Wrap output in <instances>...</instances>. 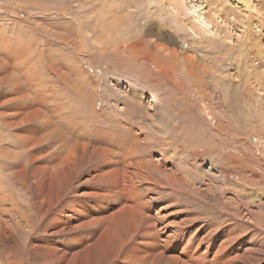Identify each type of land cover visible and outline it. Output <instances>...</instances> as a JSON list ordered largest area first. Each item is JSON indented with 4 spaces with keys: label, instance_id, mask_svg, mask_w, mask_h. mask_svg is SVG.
Segmentation results:
<instances>
[{
    "label": "rangeland",
    "instance_id": "obj_1",
    "mask_svg": "<svg viewBox=\"0 0 264 264\" xmlns=\"http://www.w3.org/2000/svg\"><path fill=\"white\" fill-rule=\"evenodd\" d=\"M245 2L0 0V192L4 183L14 209L40 201L43 214L34 167H57L90 141L117 152L107 171L120 175L114 188L92 182L102 164L79 152L71 181L57 183L44 216L85 209L62 237L84 240L71 255H96L102 242L109 257L93 264H264V0ZM40 105L51 124L27 149L3 122ZM15 165L26 184L11 181ZM8 220L20 243L34 242ZM33 220L38 240L55 232Z\"/></svg>",
    "mask_w": 264,
    "mask_h": 264
},
{
    "label": "bare ground",
    "instance_id": "obj_2",
    "mask_svg": "<svg viewBox=\"0 0 264 264\" xmlns=\"http://www.w3.org/2000/svg\"><path fill=\"white\" fill-rule=\"evenodd\" d=\"M170 1H171L172 5H173L174 9L181 8L182 0H170ZM245 1L246 0H240L242 6L247 8L248 6H247V4H246ZM196 9H198V8H196ZM194 11H195V9H194ZM260 13H257V16H256L259 19L263 17ZM247 14H249L252 19H253V17H255L252 13H247ZM198 15H199V13H198ZM246 20H247V18H246ZM247 21L249 22V18H248ZM248 22H246V23H248ZM259 22H261V21H259ZM4 52L6 53V51H4ZM1 60H0V63H2ZM4 63L6 64V62H4ZM3 68H4V66H3ZM1 81H4V78ZM10 100H11V98H10ZM1 104H2V102L0 101V107H1ZM40 106L41 107L38 110L33 111V112H30V113H24L23 115L21 114L22 112L21 113H15V114L14 113H11L10 114V116L12 118L11 123L10 124H7V118H8V116H7V118L3 122L8 129H12L13 130V129H17L18 128L17 129L18 130V133L20 131L23 132V136L20 133V137H21L20 138L21 139L20 141L22 142V144L24 145V147H26L27 149H28L29 146H31V149H34L36 147H39V146L43 145L44 138L42 136H40V132L42 133V131L40 130V128L38 126H48L49 124H51L50 116H48L49 114H51L50 113V110L47 109V108H45V107L42 108L43 105H40ZM43 109H44V111H43ZM0 118H3V114L2 113H0ZM18 118H20V120H18ZM33 122L36 123V124H34L36 126L31 125ZM52 122H54V121H52ZM29 125H30V127H29ZM52 125H51V130H52V127H53ZM21 127H22V129H20ZM49 129H50V126H49ZM58 131L59 130H57V132ZM60 131H61V129H60ZM44 133H45V131H44ZM18 135L19 134H16L14 136L17 137ZM51 135H53V132H52ZM62 135H64V133L63 134L61 133V136ZM65 135H68V134H65ZM62 137H64V136H62ZM68 137L70 138V136H67V137L65 136V139L68 138ZM68 141H70V140H68ZM71 143L74 144L75 141L74 142L71 141ZM85 143H84V146H82L81 141H80V143H75L74 145H72V147L68 149V152H66L67 153V155H66L67 157H65V158H62L61 157V160H60V163L61 164H59L58 161L57 162L55 161V163L58 164L57 167L54 166V168H53V166H51V165L50 166H48V165L45 166V163L41 164V167H37V166H36V168L34 167V174H32V177H33L32 180H35L36 179V183H35V185H33V188H34L33 195L36 196V197H39V198L44 197L43 200L47 201V204L46 205H47L48 209L45 212H43V214L40 213L39 208H40V206H43L44 204H43V202H40V201L37 202V203H33V204L30 203L31 205H29V207L32 210V212L30 211L31 213L24 212V211L20 210V208L14 209L15 203H11L8 200V199H10L9 198V195H11V194L8 193V189L6 188V186L4 185V183L1 182L2 185H3L4 190H3V192H0L1 193V196H0V198H1L0 199V205H1L0 206V264H86V263L87 264H90L93 260H96V262H100L103 259H108L109 254H110L111 251L110 250H107V249L104 250L105 248L108 247V246H106L107 244L102 247V244L103 243L101 242L102 244L100 243L99 244V247L97 246L98 247L97 254H96L97 256L96 255H92V254H87V251L88 250L84 251L83 252L84 253L83 255L81 253H77V254L71 255L70 250L71 249H74V248H76L78 246H81L83 244L82 241H84V240L80 241L79 238H68V242H66L62 238L63 236H65L66 231L68 230V227H69L68 226V223H69L68 220H70V217L71 216H75V217L82 216V213L85 210L82 206H80V209L79 210L77 208H75V206H72V205H64L65 206L64 208H62V207L59 206L60 208H57V209L55 208V211L57 210V213L54 215V217L47 218L46 216H44L45 214H48L50 210L53 209V204H54L53 201H54V199L52 200V198L54 197L53 195L55 193L59 194V191L62 189V187L60 188V185L66 184L67 181L68 182L71 181V176L75 172V168L78 166V161L83 162V156H81L83 153H84V155H86V153L89 154V151H91L90 153L92 155L89 154V157L95 156L96 159L99 160V162H101V164H102V168L100 170L101 172L98 174L99 176L98 175L95 176L96 178H93L92 179V182H94L96 184H102L103 182H105L107 185H109V186L111 185V188H114L115 186H117V184H116V181L117 180L116 179H119V175H120V173H118L119 170L115 166V168L111 169V171H107V168L110 169V164L111 163L114 162L115 165L117 163H119V161L117 160L118 157L116 159H111V156L114 153H117V152H113L115 150L112 151L109 148H108L109 149L108 150V149H106L107 147H101V146H97V147L95 146L94 147V146H92V144H91L90 141L85 142ZM104 143H106V142H104ZM63 144H65V143H63ZM79 144H80V147H79ZM68 146H69V144H68ZM0 147H1V143H0ZM66 147H67V145L65 146V148ZM1 149H2V147H1ZM60 152H62V151H60ZM79 152L81 153V155H79L81 157H79L78 154H77ZM56 153L57 152H54L53 154H56ZM46 156H43V157L45 158ZM77 156L79 158H77ZM116 156H117V154H116ZM30 159L28 161H30V162L32 161V163H36L37 160H38L36 158H34L32 160H30ZM8 160H10V159L8 158ZM122 160H124V159H122ZM1 163H0V165H1ZM120 163H122V162L120 161ZM11 164H13V163H11ZM26 164H27V162H26ZM61 165H62V167H61ZM113 165H112V167H113ZM126 165H127V163H126ZM59 167H61V168H59ZM16 168H17V166L13 168V170H12L13 172L12 173L9 172V173H11V175H10L11 177H12V174L15 173L13 175V177L11 178V181L14 182L16 180V182L17 183H20V185L26 184L27 181H26V176H25L26 175L25 168H22L20 170H18ZM7 178H9V177H7ZM57 183H60V185H58ZM72 183H71V187L73 186ZM125 183H126V181H125ZM0 186H1V184H0ZM126 187L127 186L125 184V188ZM33 188H30V189H33ZM62 191H63V189H62ZM29 194H30V192H29ZM91 195H92V197H98L100 195V193L93 192ZM24 196H25V193H24ZM11 200H13V198H11ZM35 200H36V198H35ZM59 200H61V199H59ZM27 205H28V203H27ZM22 208H24V207H22ZM19 211H22V213L20 212L21 215L18 216L19 218H17V215L16 214L19 213ZM62 211L65 212L66 214H63ZM57 214H59V215H57ZM33 217L34 218H38L39 220H41L42 225H43V222H45L44 219H46V222H45L46 223V225H45V227H46L45 235L47 234V231L48 230H50V229L51 230H55V232H53L49 236V238L47 240L43 241L45 244L42 241L38 240V237H37L38 232H35L33 234L31 233L32 231H34L33 227L35 225V224L34 225L31 224L32 221L34 222ZM8 218H10V220L12 222H14V220H16V221H20L22 225L23 224L26 225L25 227H27L29 229V231L27 233V236H28L27 238L34 239V242H32V243L30 242V244H27V245L26 244H23V243H20L22 240L19 242L18 239H17L18 238V226H17L18 225V222H17V225L16 224H13V225L10 226L9 225V220L7 221ZM15 218H17V219H15ZM42 228H44V227L42 226ZM36 229H37V227L35 228V230ZM108 229L106 228L104 230L105 232H104V234L102 236V239L103 240L105 239V236L107 234ZM24 230H25V228H24ZM37 231H38V229H37ZM42 235H43V233H42ZM143 235H144L143 238L146 239V240H148L150 237H152V235L154 236V231L145 232ZM109 244H110V242H109ZM31 245H33V246H31ZM95 248H96V246H95ZM88 253H89V251H88ZM69 256H70V258H69ZM196 259H197V257H196ZM129 263H131V262H129ZM92 264H93V262H92ZM104 264H106V263H104Z\"/></svg>",
    "mask_w": 264,
    "mask_h": 264
}]
</instances>
